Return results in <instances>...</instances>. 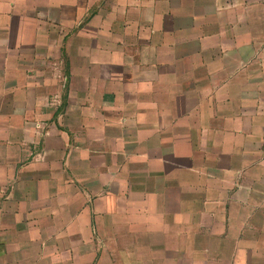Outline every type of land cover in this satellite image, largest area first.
Wrapping results in <instances>:
<instances>
[{
    "label": "crops",
    "instance_id": "0c3cea01",
    "mask_svg": "<svg viewBox=\"0 0 264 264\" xmlns=\"http://www.w3.org/2000/svg\"><path fill=\"white\" fill-rule=\"evenodd\" d=\"M0 264H264V0H0Z\"/></svg>",
    "mask_w": 264,
    "mask_h": 264
}]
</instances>
